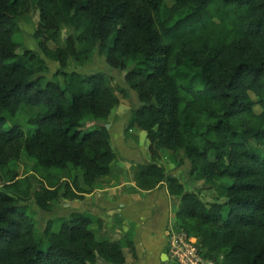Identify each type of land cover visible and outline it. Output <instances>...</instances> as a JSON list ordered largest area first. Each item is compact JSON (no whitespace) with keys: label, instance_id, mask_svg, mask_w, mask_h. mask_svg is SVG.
I'll list each match as a JSON object with an SVG mask.
<instances>
[{"label":"trees","instance_id":"16d2710c","mask_svg":"<svg viewBox=\"0 0 264 264\" xmlns=\"http://www.w3.org/2000/svg\"><path fill=\"white\" fill-rule=\"evenodd\" d=\"M30 1L48 58L63 68L98 48L136 92L140 105L125 130L145 132L150 160L136 166L135 186H166L179 200L176 230L197 239L206 261L264 264V0H0V172L8 179L0 183V264H125L123 249L135 253L127 236L97 240L90 226L99 219L77 211L47 218L40 243L21 205L32 200L49 214L107 181L116 153L106 123L82 128L86 116L101 123L129 98L104 73L61 72L63 85L35 77L30 53H16V18ZM62 29L63 44L46 50ZM164 151L225 201L186 191L156 163ZM22 153L36 162L37 191L10 171ZM68 169L71 182L55 175Z\"/></svg>","mask_w":264,"mask_h":264},{"label":"rangeland","instance_id":"374dc122","mask_svg":"<svg viewBox=\"0 0 264 264\" xmlns=\"http://www.w3.org/2000/svg\"><path fill=\"white\" fill-rule=\"evenodd\" d=\"M31 2L32 1L26 4V13L24 12L16 18V23L20 29V39L22 41V47L21 49H18L16 53L18 55H21L24 51H28V53H30V57H32V59L28 60L30 66L35 71V77H42L44 82L53 81L63 85L64 79L61 72L67 74L76 72L84 77L91 74L104 73L106 76L111 77L113 85L120 84L128 89L129 98L120 99L118 106L112 110L110 116L103 122L94 123L91 121L90 117L86 116L84 121L86 123L83 126L82 131L99 129L104 123H106L108 124V131H116V133L119 132L117 134L112 133L113 140L111 142L115 149L116 158L111 164V176H113L115 179L117 178L116 180H119L120 178L133 179L136 166L150 160L147 150L148 141L146 139L145 132L137 128L125 130L133 110L140 105L136 92L123 83V70H114L110 68L105 61V55L102 54L98 48L94 50L89 61L79 63L73 58H68L63 68L60 67L58 62L48 58L39 47V43L42 42V39H36L34 37V33L39 27V12L36 10V8H34V4ZM164 2L167 6H169L171 5L172 0H164ZM67 33L68 30L62 29L59 33L58 43L54 44L50 41L46 42V50L52 51L55 49V47L63 44V38L66 37ZM74 50H76V45ZM130 66L131 64H128L127 68H130ZM255 111L259 113L258 108H255ZM26 129H28L27 126L25 127V130ZM133 151H136L139 156L135 157ZM145 154L147 156L144 159L143 156ZM156 163L162 166L167 173L174 175L179 180V182L183 184L186 191L198 195L202 202L223 203L225 201L224 199H219L213 188H207L205 185H203V182L195 181L193 176L191 177L189 174V163L184 161V163L181 165L177 155L165 151L161 152L156 159ZM9 167L10 171L18 174L19 178L26 177L29 180L31 184V191H37L41 188L42 182L34 173L36 169V162L33 159L28 158L24 153H22L18 161L10 163ZM55 175L62 180L71 182L75 174L73 171L68 169L63 172L57 171ZM0 179V183L3 181H8L7 178L2 176L1 172ZM0 187H2V184H0ZM173 201L174 203L178 204L179 200L177 198H173ZM21 205H27L29 214L36 221L35 238L40 243L42 242V231L47 218H53V220L58 218L65 219L68 217L71 211L69 205L64 206V202L61 204H54L53 210L49 214H43L40 210H38L33 204L32 200L26 204L21 203ZM172 229H179L177 228L176 223H170L167 226V230ZM98 238L100 239V237ZM123 252L126 258L125 264H136L137 259L135 257V253L133 255V253L128 251L126 248L123 249ZM157 260L158 259L156 258V263L158 262ZM159 262H161V264H174L169 259L166 262Z\"/></svg>","mask_w":264,"mask_h":264},{"label":"crops","instance_id":"0c3cea01","mask_svg":"<svg viewBox=\"0 0 264 264\" xmlns=\"http://www.w3.org/2000/svg\"><path fill=\"white\" fill-rule=\"evenodd\" d=\"M112 133L116 131H109L111 141ZM133 153L135 157L139 156L136 151ZM116 179L111 176L85 194L82 200L67 202L64 206L69 205L73 212L88 213L99 219L100 226H90L97 240L119 241L129 237L134 246L136 264H161V256H167V226L175 223L177 204L164 185L142 191L135 186L133 179Z\"/></svg>","mask_w":264,"mask_h":264},{"label":"built area","instance_id":"2783aa9c","mask_svg":"<svg viewBox=\"0 0 264 264\" xmlns=\"http://www.w3.org/2000/svg\"><path fill=\"white\" fill-rule=\"evenodd\" d=\"M167 238L168 257L174 264H212L201 257L196 238L173 229Z\"/></svg>","mask_w":264,"mask_h":264},{"label":"water","instance_id":"95a60500","mask_svg":"<svg viewBox=\"0 0 264 264\" xmlns=\"http://www.w3.org/2000/svg\"><path fill=\"white\" fill-rule=\"evenodd\" d=\"M105 128L108 129V124L105 125ZM167 260V256L162 255L161 256V261H166Z\"/></svg>","mask_w":264,"mask_h":264},{"label":"clouds","instance_id":"9594fccd","mask_svg":"<svg viewBox=\"0 0 264 264\" xmlns=\"http://www.w3.org/2000/svg\"><path fill=\"white\" fill-rule=\"evenodd\" d=\"M170 231V230H169ZM176 231H181V230H176ZM183 232V231H182ZM185 233V232H184ZM167 259H169V257H168V253H167ZM170 260V259H169Z\"/></svg>","mask_w":264,"mask_h":264}]
</instances>
